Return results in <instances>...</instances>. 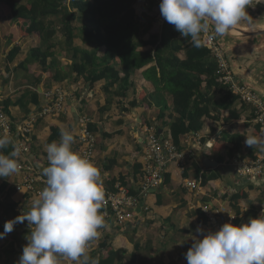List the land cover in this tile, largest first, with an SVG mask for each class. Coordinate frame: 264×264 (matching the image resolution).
<instances>
[{
    "label": "crops",
    "instance_id": "obj_1",
    "mask_svg": "<svg viewBox=\"0 0 264 264\" xmlns=\"http://www.w3.org/2000/svg\"><path fill=\"white\" fill-rule=\"evenodd\" d=\"M17 1L26 5L29 0ZM152 1L155 7L151 15L156 17L152 33L158 35L165 22L160 14V1L139 0L137 10L141 14ZM247 12L252 18L251 24L263 19L264 0H252ZM240 25L250 24L242 22ZM82 26L76 22L77 29ZM0 34V103L8 99L16 103L10 107V118L14 123L38 115L52 101L57 89H63L67 97L65 112L38 120L29 153L19 157V174L0 178V189H3L0 191V233L4 232L7 221L21 215L37 197L18 192L16 187L31 173L46 180L41 174L48 166L45 148L50 144L51 136L61 129L72 132L75 137L72 149L81 155L79 137L88 128L97 138L92 162L101 170L103 190L108 191L112 184L115 188L123 185L139 199L134 219L122 225L113 215H106L100 209L105 227L88 248L89 256L98 259L99 264H187L185 254L194 243L192 237L204 238L196 233L197 226H202L205 234L215 231L208 221L207 210L220 219L222 226L225 223L241 226L264 211V173L260 176L243 173L245 167L264 156L259 146L253 148L245 142L249 135L264 138L254 121L252 106L240 98L227 101L225 95L219 93L212 103L210 116L203 120V129L181 138L182 151L193 155H189L183 165L170 163L164 173L167 180L164 178L158 188L141 193L148 162V130L154 128L161 138L172 141L170 125L178 113L173 107L171 93L159 81V71L155 74L145 72L155 63L132 72L127 83L121 80L106 88L110 80L92 85L88 73L79 76L73 70L74 51L66 46L62 34L57 33L49 42L36 36L23 38L11 18L2 22ZM214 38L225 52L227 48L234 50L242 45L250 50L264 45V37L244 42L235 41L228 35ZM257 39L261 41L255 44ZM74 46L95 51L94 44L87 42L78 30ZM15 47L19 48V53L9 61ZM34 49L53 53L46 68L26 64ZM105 53L106 48H101L98 58L102 59ZM167 56L171 57L172 52L168 51ZM242 63L255 81L264 85V62ZM112 65L121 72L122 79L119 61H113ZM49 68H52L50 72L47 71ZM91 71L98 73L100 68ZM226 134L232 140L221 143ZM59 140L60 134L55 141ZM204 157L216 161L218 166L204 168ZM193 183L197 184V189L191 187ZM29 232L25 221L0 239V264H17L28 243ZM62 264L74 262L63 260Z\"/></svg>",
    "mask_w": 264,
    "mask_h": 264
},
{
    "label": "clouds",
    "instance_id": "obj_2",
    "mask_svg": "<svg viewBox=\"0 0 264 264\" xmlns=\"http://www.w3.org/2000/svg\"><path fill=\"white\" fill-rule=\"evenodd\" d=\"M252 0H161L162 18L184 38L199 48L202 38L223 37L242 22L251 25L247 12ZM75 137L61 129L60 140L46 145L48 166L41 174L46 185L30 207L7 221L0 239L17 224L28 222V243L17 264H99L88 248L105 227L100 209L105 201L101 170L87 157L74 152ZM246 144L264 151V138L249 135ZM11 146L12 151L3 150ZM21 147L9 135L0 132V178L19 174ZM106 175V174H104ZM22 192V191H21ZM232 219L235 217L231 216ZM194 243L186 252L187 264H264V211L258 218L235 226L225 223L218 231L197 226Z\"/></svg>",
    "mask_w": 264,
    "mask_h": 264
},
{
    "label": "trees",
    "instance_id": "obj_3",
    "mask_svg": "<svg viewBox=\"0 0 264 264\" xmlns=\"http://www.w3.org/2000/svg\"><path fill=\"white\" fill-rule=\"evenodd\" d=\"M138 1L29 0L26 5H21L17 0H0V27L4 20L11 18L15 20L18 34L23 38L36 36L49 42L57 33L62 34L66 46L74 51L73 70L79 76L88 73L92 85L105 80H110L106 88L121 80L127 83L132 72L144 70L155 63L145 72L155 74L159 71V81L171 93L173 107L178 112L170 125L171 142L177 150L182 151L181 138L203 129V120L210 116L212 103L219 93L224 94L225 100L230 102L239 97L218 75L219 65L211 50L203 43L199 48L193 47L190 37H182L166 21L160 34L152 33L156 22V17L151 15L155 2L152 1L139 14ZM76 22L83 24L81 29H77ZM77 30L83 33L87 42L94 44L95 51L74 46ZM104 47L105 56L99 59L98 52ZM168 51L172 52L171 57L167 56ZM18 53L19 48L15 47L8 60L12 61ZM52 56L50 51L34 49L26 64L46 68ZM116 60L122 66V79L121 72L112 65ZM97 67L100 68L98 73L91 71ZM50 70L52 68L47 69L48 72ZM15 105L8 99L0 103V108L10 116V107ZM59 134L60 131H57L48 142L55 141ZM230 140L232 138L226 134L220 141L226 144ZM11 151V146L3 150L6 155ZM115 186L112 184L108 192L117 193Z\"/></svg>",
    "mask_w": 264,
    "mask_h": 264
},
{
    "label": "built area",
    "instance_id": "obj_4",
    "mask_svg": "<svg viewBox=\"0 0 264 264\" xmlns=\"http://www.w3.org/2000/svg\"><path fill=\"white\" fill-rule=\"evenodd\" d=\"M203 45L212 51L216 58L221 80L227 85L230 90L237 95L240 100L253 107L254 121L264 133V98L250 90L236 79L233 75L228 61L226 52L215 38H202ZM67 97L63 89H57L54 93L52 101L46 105L38 115L30 116L22 122L16 124L0 108V132L9 135L14 141H18L21 147V155H27L30 151V143L33 131L40 118H45L50 115H59L66 111ZM81 145V155L93 161L95 157V149L97 138L85 128L79 137ZM192 152L186 153L179 151L171 141L164 140L158 135L157 130L150 128L148 130L146 158L147 166L144 170V182L141 187V193H146L151 189L158 188L164 182L165 169L170 163L179 162L183 165ZM243 173L252 176H260L264 173V156L253 162L250 166L243 169ZM46 180L36 173L27 175L23 183L16 187L18 192H24L27 195L38 196L42 191ZM193 189H197V184H191ZM117 193L105 192V201L101 206L103 212L115 217L119 224H125L134 219L135 209L139 205L138 197H135L131 192L123 187H117ZM209 223L218 231L222 224L220 219L210 210L206 211Z\"/></svg>",
    "mask_w": 264,
    "mask_h": 264
},
{
    "label": "water",
    "instance_id": "obj_5",
    "mask_svg": "<svg viewBox=\"0 0 264 264\" xmlns=\"http://www.w3.org/2000/svg\"><path fill=\"white\" fill-rule=\"evenodd\" d=\"M161 3V0H159ZM231 39L244 42L250 39L264 37V18L251 25H238L235 30L227 34ZM226 59L230 66L233 75L239 80L242 85L254 91L261 97H264V85H261L255 78L247 71L242 61H263L264 62V45L254 47L240 46L234 50L226 49ZM203 167L212 169L218 166L216 161H212L208 157L202 158Z\"/></svg>",
    "mask_w": 264,
    "mask_h": 264
},
{
    "label": "rangeland",
    "instance_id": "obj_6",
    "mask_svg": "<svg viewBox=\"0 0 264 264\" xmlns=\"http://www.w3.org/2000/svg\"><path fill=\"white\" fill-rule=\"evenodd\" d=\"M260 41V39L255 40V44H258Z\"/></svg>",
    "mask_w": 264,
    "mask_h": 264
}]
</instances>
